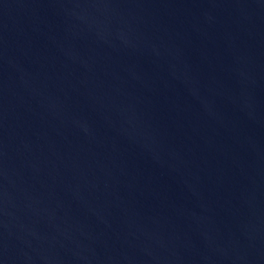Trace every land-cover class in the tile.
Instances as JSON below:
<instances>
[{
    "label": "water",
    "instance_id": "1",
    "mask_svg": "<svg viewBox=\"0 0 264 264\" xmlns=\"http://www.w3.org/2000/svg\"><path fill=\"white\" fill-rule=\"evenodd\" d=\"M0 264H264V0H0Z\"/></svg>",
    "mask_w": 264,
    "mask_h": 264
}]
</instances>
